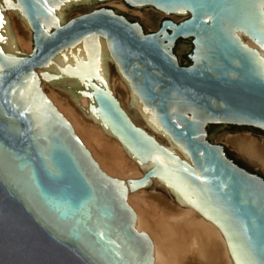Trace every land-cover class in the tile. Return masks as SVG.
<instances>
[{
	"label": "water",
	"instance_id": "95a60500",
	"mask_svg": "<svg viewBox=\"0 0 264 264\" xmlns=\"http://www.w3.org/2000/svg\"><path fill=\"white\" fill-rule=\"evenodd\" d=\"M105 1L6 0L0 8V264H154L152 241L136 230L126 201L152 177L217 225L234 264H264V174L210 141L215 128L264 136L263 55L236 34L264 50V0H120L185 16L162 15L146 31L98 4L59 23L68 3ZM9 6L31 30L29 53L9 31ZM177 40L189 41L186 65L173 51ZM104 54L127 80L145 125L188 162L130 119L106 88ZM70 77L74 99H90L91 119L152 163L142 175L106 174L41 88Z\"/></svg>",
	"mask_w": 264,
	"mask_h": 264
},
{
	"label": "bare ground",
	"instance_id": "6f19581e",
	"mask_svg": "<svg viewBox=\"0 0 264 264\" xmlns=\"http://www.w3.org/2000/svg\"><path fill=\"white\" fill-rule=\"evenodd\" d=\"M111 3L122 11L129 8L120 0ZM5 4L6 0H0V8ZM70 8L69 3L64 5V17L59 19V23L66 20V12ZM136 9L134 7L132 13L139 14L144 21L151 23L147 11L139 13ZM262 10L264 13V6ZM3 16L18 51L29 53L32 40L27 22L12 7L5 10ZM151 25L155 27V24ZM236 34L244 44L256 48L264 59L262 48L241 32ZM39 70L36 69V73ZM99 70L103 72L106 88L117 98L130 119L169 151L188 162L186 155L182 154V150L175 146L167 135L145 125L127 80L115 68L109 54H104V60H99ZM41 88L47 98L53 100L58 112L70 123L75 134L106 174L120 179L136 177L142 175L148 166H152L151 162H139L125 151L115 136L110 135L108 128H102V122L91 119L90 99H74L78 90L74 77L56 83L43 81ZM221 136L227 139L241 156L264 172V141L247 134L225 133ZM148 187H158L164 194L149 192ZM177 197L179 193L176 187L159 182V177H152L147 184L127 194L126 201L134 208L136 230L146 232L152 241L154 264H234L225 236L217 225L206 217L195 203Z\"/></svg>",
	"mask_w": 264,
	"mask_h": 264
},
{
	"label": "rangeland",
	"instance_id": "374dc122",
	"mask_svg": "<svg viewBox=\"0 0 264 264\" xmlns=\"http://www.w3.org/2000/svg\"><path fill=\"white\" fill-rule=\"evenodd\" d=\"M112 1H114V0H107L105 2H97V3L93 2V3L87 4V5H76V6H73L69 10H67L65 18L68 19L70 17H73V16H76V15L85 13L87 11H90L91 9H94L95 7H97V4L98 5H108L109 7L114 9L115 11L124 13L128 17L136 19L137 22L143 28V30L146 31V30L157 28V26H158V24H159V22L161 20L162 15H165V14L159 13L158 11L154 10L151 7L137 8L136 10H138L139 13H143L144 11L148 12L149 22L155 24V27H153L151 25V23H148V22L144 21L140 17L139 14L136 15L135 13H132L131 10L132 9L134 10V8H130L129 7L127 10L122 11L120 9H117L115 7V5H113V3H111ZM165 16H170L172 19H183V18H185V16H183V15H176V16H174V15H165ZM185 49H188V47L185 44V42L179 41L177 43V46L175 47V50H174L178 59L185 61V58H184V55H183V52H185ZM225 133L227 135L247 134V135H251L252 137H254V138H256V139H258L260 141H264V136L255 135V134H253L251 132L215 128L213 136H210V141H212L214 143L221 144L227 152H229L230 154H233V155H235L237 157H240V158H242V159H244L246 161H248V160L246 158H244L243 156H241L235 150L233 145L227 139H225L224 137L221 136L222 134H225ZM252 171L264 174V172L260 168H258L257 166H255L253 164H252ZM147 190L149 192H152V193L164 194L158 187L155 188V189H152V188L148 187Z\"/></svg>",
	"mask_w": 264,
	"mask_h": 264
},
{
	"label": "flooded vegetation",
	"instance_id": "af4514ba",
	"mask_svg": "<svg viewBox=\"0 0 264 264\" xmlns=\"http://www.w3.org/2000/svg\"><path fill=\"white\" fill-rule=\"evenodd\" d=\"M165 18H168V17H165ZM179 41H183V42H185V44L187 45V47H188V51L185 53V55H184V57H185V59H186V54L189 52V50H190V44H189V41L188 40H177L176 41V43H175V46H174V49H173V51L175 50V47H176V45H177V43L179 42ZM174 53H175V51H174ZM176 55V54H175ZM177 57V56H176ZM178 59V58H177ZM186 61H187V59H186ZM180 63V62H179ZM181 65H186V64H188V61L185 63V64H182V63H180ZM226 154L232 159V160H234L227 152H226ZM235 161V160H234ZM238 165H240V166H242V167H244V168H246V169H248L246 166H244V165H242L241 163H239V162H237V161H235ZM248 170H250V169H248ZM250 171H252V170H250Z\"/></svg>",
	"mask_w": 264,
	"mask_h": 264
},
{
	"label": "trees",
	"instance_id": "16d2710c",
	"mask_svg": "<svg viewBox=\"0 0 264 264\" xmlns=\"http://www.w3.org/2000/svg\"><path fill=\"white\" fill-rule=\"evenodd\" d=\"M258 131V130H257ZM260 132V131H259Z\"/></svg>",
	"mask_w": 264,
	"mask_h": 264
}]
</instances>
